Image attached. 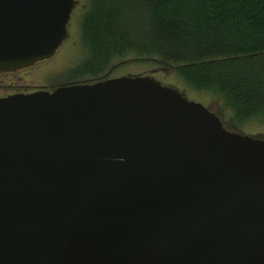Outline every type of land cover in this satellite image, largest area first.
I'll return each instance as SVG.
<instances>
[{"label": "water", "instance_id": "obj_1", "mask_svg": "<svg viewBox=\"0 0 264 264\" xmlns=\"http://www.w3.org/2000/svg\"><path fill=\"white\" fill-rule=\"evenodd\" d=\"M77 0H0V72ZM0 264H264V138L151 76L0 98Z\"/></svg>", "mask_w": 264, "mask_h": 264}, {"label": "trees", "instance_id": "obj_2", "mask_svg": "<svg viewBox=\"0 0 264 264\" xmlns=\"http://www.w3.org/2000/svg\"><path fill=\"white\" fill-rule=\"evenodd\" d=\"M119 3L128 6L119 20L113 0H102L97 15L85 20L98 63L107 66L128 48L143 50L174 66L194 88L218 95L240 118L264 116V0ZM135 21L142 27L138 39L129 33ZM99 27L107 39L98 43Z\"/></svg>", "mask_w": 264, "mask_h": 264}, {"label": "rangeland", "instance_id": "obj_3", "mask_svg": "<svg viewBox=\"0 0 264 264\" xmlns=\"http://www.w3.org/2000/svg\"><path fill=\"white\" fill-rule=\"evenodd\" d=\"M67 29L69 36L55 54L36 62L34 65L15 71L14 73L0 74V95L6 93V86L17 85L29 90L53 89L60 85L91 82L95 78L120 76H151L161 84L178 89L192 101L199 102L220 117L224 127L229 131L247 134L253 137L264 138V116L253 115L240 118L216 94L196 89L182 78L174 66L163 62L157 57L150 56L143 50L128 48L121 55H114L111 62L105 66L94 59L93 45L86 26V19L97 15L102 0H77ZM119 7L116 18L119 20L128 8L119 3L123 0H113ZM141 7L133 10L139 14ZM141 21V20H140ZM130 36L138 39L141 35V22L135 21L129 28ZM98 43L106 40L107 35L99 27ZM104 68L102 71L98 72ZM96 72H98L96 74Z\"/></svg>", "mask_w": 264, "mask_h": 264}, {"label": "flooded vegetation", "instance_id": "obj_4", "mask_svg": "<svg viewBox=\"0 0 264 264\" xmlns=\"http://www.w3.org/2000/svg\"><path fill=\"white\" fill-rule=\"evenodd\" d=\"M14 72L15 71L0 72V74H8V73H14ZM4 89L6 90V93L0 95V98L8 96V95H11V94H16V93H30V92H33V91H36V90H52V89H33V90H29L27 88H22V87L17 86V85L6 86Z\"/></svg>", "mask_w": 264, "mask_h": 264}]
</instances>
